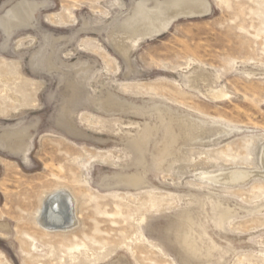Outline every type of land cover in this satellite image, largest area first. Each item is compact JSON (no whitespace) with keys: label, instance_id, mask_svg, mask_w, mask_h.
<instances>
[{"label":"rangeland","instance_id":"1","mask_svg":"<svg viewBox=\"0 0 264 264\" xmlns=\"http://www.w3.org/2000/svg\"><path fill=\"white\" fill-rule=\"evenodd\" d=\"M20 3L26 27H0V264H264V0H0V19ZM62 190L79 222L44 230Z\"/></svg>","mask_w":264,"mask_h":264},{"label":"bare ground","instance_id":"2","mask_svg":"<svg viewBox=\"0 0 264 264\" xmlns=\"http://www.w3.org/2000/svg\"><path fill=\"white\" fill-rule=\"evenodd\" d=\"M183 5L184 7L188 6V4H183ZM192 8L188 6L187 9H189L190 12H187L186 14L193 15L194 12ZM34 10H35L34 5L28 3H20L15 7H13L4 18L0 19V27L3 30L7 31L8 33L12 30L15 31L18 28L26 27V24H28L29 20L33 16ZM161 14L163 15L164 13L159 11L157 14H153L151 17H147L142 13L139 16L135 17V19L133 20V25L134 26L140 25V27L147 25H149L150 27L155 26L154 25L155 21L159 20V15ZM181 14L184 13H178L177 11H175L174 16L170 17L169 20L173 18H177ZM169 24H167V26ZM159 30H161V28L158 29V32ZM155 31L157 32V30ZM231 177L240 178L242 177V175L235 174L234 176L232 175ZM43 204H44V210L39 216L38 222L39 225L44 230L66 232L68 230L74 229L75 226H77L79 221L75 215V198L70 194V192L66 190H62L59 193L58 192L56 194L53 193L45 199V202Z\"/></svg>","mask_w":264,"mask_h":264},{"label":"water","instance_id":"3","mask_svg":"<svg viewBox=\"0 0 264 264\" xmlns=\"http://www.w3.org/2000/svg\"><path fill=\"white\" fill-rule=\"evenodd\" d=\"M173 229H174V230H172V231H173V233H174V234H177L178 232H180V231H178V232H175V231H176L175 227H174ZM160 236H161V238H160V239H161V241H162V242H166V238L164 237V234H163V232L161 233V235H160Z\"/></svg>","mask_w":264,"mask_h":264}]
</instances>
